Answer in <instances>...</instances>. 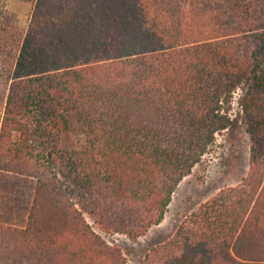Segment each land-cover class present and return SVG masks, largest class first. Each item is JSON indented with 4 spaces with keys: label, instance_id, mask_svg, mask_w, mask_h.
<instances>
[{
    "label": "trees",
    "instance_id": "trees-1",
    "mask_svg": "<svg viewBox=\"0 0 264 264\" xmlns=\"http://www.w3.org/2000/svg\"><path fill=\"white\" fill-rule=\"evenodd\" d=\"M0 0V264H127L240 88L248 170L139 264H264V0ZM8 178V177H7ZM11 178V179H13ZM12 221V222H11Z\"/></svg>",
    "mask_w": 264,
    "mask_h": 264
},
{
    "label": "rangeland",
    "instance_id": "rangeland-1",
    "mask_svg": "<svg viewBox=\"0 0 264 264\" xmlns=\"http://www.w3.org/2000/svg\"><path fill=\"white\" fill-rule=\"evenodd\" d=\"M32 4L22 0H5V9L15 13L21 27H26ZM237 89L228 107L233 119L231 125L222 132L215 133L214 142L209 146L201 161L192 172L177 185L163 220L152 226L148 232L133 240L125 234H109L96 229L110 244H116L123 250L127 264H139L145 254L154 246L168 240L183 220L195 211L200 204L215 195L221 188L238 183L248 170L250 139L241 121L239 96ZM8 177V178H7ZM0 176V198H4L12 184H15L18 207L11 209L7 219L12 220L13 213L21 218L28 197L32 193L33 181L28 179ZM13 178V179H11ZM12 222V221H11Z\"/></svg>",
    "mask_w": 264,
    "mask_h": 264
}]
</instances>
